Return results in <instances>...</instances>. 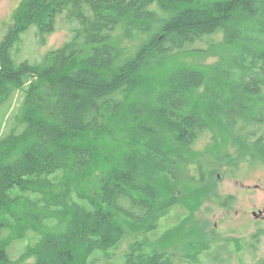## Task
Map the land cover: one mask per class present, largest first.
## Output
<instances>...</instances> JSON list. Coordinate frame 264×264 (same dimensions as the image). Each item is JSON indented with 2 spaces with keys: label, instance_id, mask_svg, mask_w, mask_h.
I'll return each mask as SVG.
<instances>
[{
  "label": "trees",
  "instance_id": "obj_1",
  "mask_svg": "<svg viewBox=\"0 0 264 264\" xmlns=\"http://www.w3.org/2000/svg\"><path fill=\"white\" fill-rule=\"evenodd\" d=\"M62 16L71 25L62 46L39 64L13 60L29 29L44 42ZM13 20L0 41V107L7 106L4 121L21 94L22 130L0 137V264H95V253L106 257L126 238L119 215L148 224L123 264H177L178 256L147 249L160 229V187L172 194L190 180L201 188L186 199H204L214 194H207L214 166L232 171L247 153L252 163L264 160V0H23ZM139 37L135 52L122 45ZM214 50L219 57L205 69L181 61ZM205 132L231 138L240 156L196 152ZM101 143L122 151L117 164H99ZM97 169V191L81 193L78 181ZM221 199L223 207L233 200ZM19 205L21 236L48 231L13 260L3 233ZM182 206L177 226L157 242L190 226L193 215ZM191 232L188 264H220L221 253L252 248L238 240L232 251L208 242L203 229Z\"/></svg>",
  "mask_w": 264,
  "mask_h": 264
},
{
  "label": "rangeland",
  "instance_id": "obj_2",
  "mask_svg": "<svg viewBox=\"0 0 264 264\" xmlns=\"http://www.w3.org/2000/svg\"><path fill=\"white\" fill-rule=\"evenodd\" d=\"M22 1L0 0V41L8 32V28L14 24L13 15ZM151 9L160 12L157 4L152 5ZM63 18V16L57 18L54 31L45 36L44 42H40L33 28L29 29L22 36L19 51L17 53L12 52L13 60L16 63L27 60L31 64H39L44 60L48 52L62 46L69 39L71 31V25L66 23ZM143 40V38L139 37L132 41L123 42L122 45L126 46L129 50L134 49L135 52L138 48L137 46ZM218 57V51L214 50L207 55L206 53H193L183 57L181 61L193 68L199 67L205 69L208 64L215 63ZM175 64L177 63L167 68H172ZM21 103L22 96L20 93H16L9 107L11 110L4 121L3 115L7 111V106L0 107V137L2 134L7 135L14 128L16 134H19L22 130V127L17 125ZM208 147L210 149L214 148L212 149L213 156L220 158L227 157L229 161L240 156L231 138L223 137L219 134L213 137L211 132H205L197 140L194 150L197 152ZM121 155L122 151L117 150L114 144L101 143L97 160H99V164L111 161L113 162L112 164H117ZM247 156H249L248 161ZM243 158V163L238 168L229 172L223 163L214 166L215 171L212 182L215 188L207 189V194L210 192L214 194L210 193L204 199H195V197H190L189 201L186 199L187 194H194V190L201 188L198 183L190 180L184 182L182 186H178V191H173L171 192L172 194L161 186L157 202V210L159 211L157 219L160 222L159 232L163 233L162 231L169 227L177 226L178 218L184 213L181 209H178L180 205H184L188 209L187 212L192 213L193 217L190 221V226L188 225L177 236L157 242L159 232L150 235L149 238L153 242L147 244V249L152 250L156 254L163 253L178 256L181 260L186 257L184 246L187 238H189L190 230L193 231V233L191 232L192 234H196L198 233L197 230L201 232V229H203L205 234H209L206 238L208 242H225L232 251L234 249L233 244L238 240L240 243L246 244L247 247H252L248 248L243 254L233 253L229 255L230 259L227 253H221L220 259L223 262L220 264H257L258 261L264 260V160H258L257 163L253 160L254 163H252L251 159H249V153L244 154ZM101 169L106 172L104 165H102ZM106 169L108 170V167ZM100 174V169H97L87 179L79 180L77 184L78 190L83 194H94L99 186ZM218 198H222V201H225V198L227 200L228 198H233V200H231L230 206L223 207L216 203V199ZM184 199L187 202L186 204H184ZM19 209L20 205L12 211L14 218H9L12 228H6V231L3 233V236L8 238L7 251L13 260H17L26 246L36 243L38 238L48 231L47 228H37L36 231L30 230L24 236H21V225L26 224V222L21 220ZM259 211L262 212L261 215L254 218L251 213H258ZM259 217L261 218L258 219ZM116 220L125 231L126 238L115 249L108 251L105 254L106 257L102 255V252L95 253V256L98 258L95 260V264H123L122 255L127 251L128 246H130L134 239H141L146 234L144 228L148 224L141 225V227L136 226L121 215L117 216ZM66 224L64 222L60 230ZM55 231L57 232V230ZM235 252H238L237 248ZM34 260L35 258L32 256L26 262L33 263Z\"/></svg>",
  "mask_w": 264,
  "mask_h": 264
},
{
  "label": "flooded vegetation",
  "instance_id": "obj_3",
  "mask_svg": "<svg viewBox=\"0 0 264 264\" xmlns=\"http://www.w3.org/2000/svg\"><path fill=\"white\" fill-rule=\"evenodd\" d=\"M253 156V154H250V158L249 159H251V157ZM248 157L249 156H247V161H248ZM254 158V157H253ZM247 163H249V162H247ZM259 212H261V211H259ZM252 213H254V212H252ZM251 213V214H252ZM262 213V212H261ZM261 217H259L258 219H260ZM177 264H188V263H186L183 259H177Z\"/></svg>",
  "mask_w": 264,
  "mask_h": 264
},
{
  "label": "water",
  "instance_id": "obj_4",
  "mask_svg": "<svg viewBox=\"0 0 264 264\" xmlns=\"http://www.w3.org/2000/svg\"><path fill=\"white\" fill-rule=\"evenodd\" d=\"M261 215V212H258V213H252V216L254 217V218H257L258 216H260Z\"/></svg>",
  "mask_w": 264,
  "mask_h": 264
}]
</instances>
